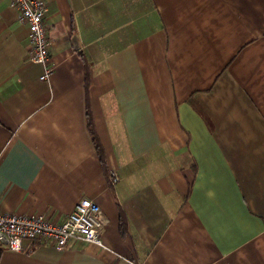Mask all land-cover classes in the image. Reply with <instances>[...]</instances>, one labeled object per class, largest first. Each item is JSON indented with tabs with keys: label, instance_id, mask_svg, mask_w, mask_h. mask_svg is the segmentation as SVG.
I'll use <instances>...</instances> for the list:
<instances>
[{
	"label": "crops",
	"instance_id": "crops-1",
	"mask_svg": "<svg viewBox=\"0 0 264 264\" xmlns=\"http://www.w3.org/2000/svg\"><path fill=\"white\" fill-rule=\"evenodd\" d=\"M43 1L46 65L0 0V214L92 200L103 246L0 264H264V0Z\"/></svg>",
	"mask_w": 264,
	"mask_h": 264
},
{
	"label": "built area",
	"instance_id": "built-area-1",
	"mask_svg": "<svg viewBox=\"0 0 264 264\" xmlns=\"http://www.w3.org/2000/svg\"><path fill=\"white\" fill-rule=\"evenodd\" d=\"M18 13V20L28 28L30 62L46 65L50 41L44 19L48 7L43 0H11ZM52 73L51 67L44 68L41 80ZM117 178L114 176L112 183ZM105 218L98 204L83 199L60 223L42 215L0 214V251L22 252L24 242H41L57 251L67 249L77 241L102 247L100 230Z\"/></svg>",
	"mask_w": 264,
	"mask_h": 264
},
{
	"label": "trees",
	"instance_id": "trees-1",
	"mask_svg": "<svg viewBox=\"0 0 264 264\" xmlns=\"http://www.w3.org/2000/svg\"><path fill=\"white\" fill-rule=\"evenodd\" d=\"M90 131L92 132V130L90 129Z\"/></svg>",
	"mask_w": 264,
	"mask_h": 264
}]
</instances>
